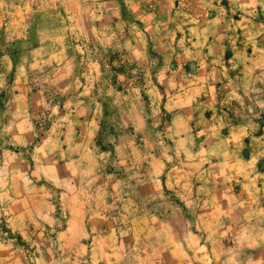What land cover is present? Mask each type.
<instances>
[{"label":"rangeland","instance_id":"rangeland-1","mask_svg":"<svg viewBox=\"0 0 264 264\" xmlns=\"http://www.w3.org/2000/svg\"><path fill=\"white\" fill-rule=\"evenodd\" d=\"M0 259L264 264V0H0Z\"/></svg>","mask_w":264,"mask_h":264},{"label":"crops","instance_id":"crops-1","mask_svg":"<svg viewBox=\"0 0 264 264\" xmlns=\"http://www.w3.org/2000/svg\"><path fill=\"white\" fill-rule=\"evenodd\" d=\"M19 169H21V166H18ZM29 198H32V196L30 197L29 194L24 195L22 198L18 197V199L12 197L9 204H8V214H11L12 216L10 217V220L12 221V223L19 227H22V221L23 219H25V215L24 212L22 210H20L18 207L15 211L16 206H18L17 204L23 201H28ZM9 208H12V211L9 210ZM0 264H10L8 260H3L0 259Z\"/></svg>","mask_w":264,"mask_h":264}]
</instances>
